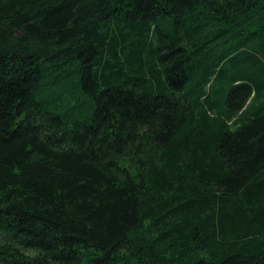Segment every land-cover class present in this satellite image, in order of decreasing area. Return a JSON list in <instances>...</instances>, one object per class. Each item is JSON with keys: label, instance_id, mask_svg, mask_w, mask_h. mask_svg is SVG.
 <instances>
[{"label": "trees", "instance_id": "obj_1", "mask_svg": "<svg viewBox=\"0 0 264 264\" xmlns=\"http://www.w3.org/2000/svg\"><path fill=\"white\" fill-rule=\"evenodd\" d=\"M0 264H264V0H0Z\"/></svg>", "mask_w": 264, "mask_h": 264}]
</instances>
